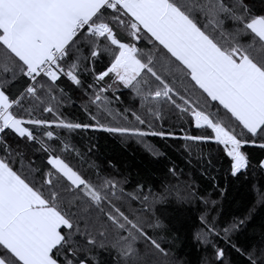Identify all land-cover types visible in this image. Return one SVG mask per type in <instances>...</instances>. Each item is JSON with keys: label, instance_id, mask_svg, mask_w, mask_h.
Here are the masks:
<instances>
[{"label": "snow or ice", "instance_id": "1", "mask_svg": "<svg viewBox=\"0 0 264 264\" xmlns=\"http://www.w3.org/2000/svg\"><path fill=\"white\" fill-rule=\"evenodd\" d=\"M70 92L87 122L65 118ZM175 121L196 130L185 167L157 179L71 143L135 139L159 161L143 138L177 139ZM214 154L243 214L199 187ZM261 211L264 0H0V264H264Z\"/></svg>", "mask_w": 264, "mask_h": 264}, {"label": "trees", "instance_id": "2", "mask_svg": "<svg viewBox=\"0 0 264 264\" xmlns=\"http://www.w3.org/2000/svg\"><path fill=\"white\" fill-rule=\"evenodd\" d=\"M256 9L260 7V0H255ZM72 95V99L75 103L69 102V104L62 109L65 118L71 120H84L87 122V117L83 113V105L78 98V94L69 93ZM170 123L164 124L166 131H174L177 139H164L159 137H145V142L152 144L157 150L167 153V156L159 161L156 158L148 154L143 144L138 143L135 139L127 142H121L120 140L108 136L107 134L93 133L91 131L82 132L80 134H74L71 143H76L77 146H86L89 137H98V140L94 139L93 143L99 144V149L102 157H109L120 166L125 174H130L131 179L151 178L157 179L162 169L169 162H175L180 167H185L183 147L184 141L179 139L185 131L195 132L194 128H189L187 124H184L183 131L181 130V122L175 121V127L170 128ZM157 123V127H159ZM194 151H197L194 149ZM205 156L207 151H205ZM40 160H36L37 166H40ZM226 163L222 157L213 156V161L210 166H207V175H201L199 171L196 172V180L199 183V187L202 191H206L213 195L219 193L222 189L227 188L228 195L226 198L225 209L232 214H243L248 201V188L240 182H229L230 177L225 172ZM191 175V173H189ZM219 183L220 187L216 188L215 185ZM171 211V210H169ZM264 224V211H261L253 224V228L259 231L261 225ZM251 231V230H250ZM102 264H112V258L106 253L100 256Z\"/></svg>", "mask_w": 264, "mask_h": 264}]
</instances>
